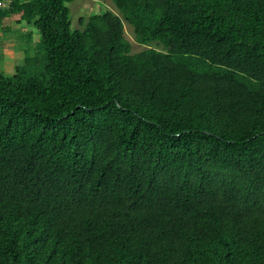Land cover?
Listing matches in <instances>:
<instances>
[{
	"label": "trees",
	"instance_id": "trees-1",
	"mask_svg": "<svg viewBox=\"0 0 264 264\" xmlns=\"http://www.w3.org/2000/svg\"><path fill=\"white\" fill-rule=\"evenodd\" d=\"M72 1L0 7V264H264V0Z\"/></svg>",
	"mask_w": 264,
	"mask_h": 264
},
{
	"label": "rangeland",
	"instance_id": "rangeland-1",
	"mask_svg": "<svg viewBox=\"0 0 264 264\" xmlns=\"http://www.w3.org/2000/svg\"><path fill=\"white\" fill-rule=\"evenodd\" d=\"M70 8V21L73 29H82L81 18L87 19L93 13H103L112 10L120 17L122 12L112 0H73L68 3ZM126 36L131 42L133 53L153 47L161 50L162 46L156 42L143 45L136 40L132 26L124 21ZM31 34V39L26 35ZM38 35L35 29L25 22L18 23L12 17L9 24L0 25V74L13 76L16 67L24 63L26 55L43 57L38 48Z\"/></svg>",
	"mask_w": 264,
	"mask_h": 264
},
{
	"label": "built area",
	"instance_id": "built-area-1",
	"mask_svg": "<svg viewBox=\"0 0 264 264\" xmlns=\"http://www.w3.org/2000/svg\"><path fill=\"white\" fill-rule=\"evenodd\" d=\"M11 0H3V1H0V7L2 6H8L9 3H10Z\"/></svg>",
	"mask_w": 264,
	"mask_h": 264
}]
</instances>
